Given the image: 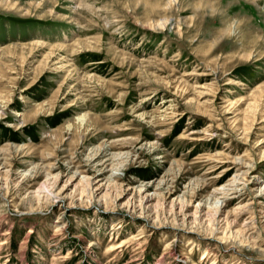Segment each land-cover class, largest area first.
<instances>
[{"label":"rangeland","instance_id":"obj_1","mask_svg":"<svg viewBox=\"0 0 264 264\" xmlns=\"http://www.w3.org/2000/svg\"><path fill=\"white\" fill-rule=\"evenodd\" d=\"M0 264H264V0H0Z\"/></svg>","mask_w":264,"mask_h":264}]
</instances>
